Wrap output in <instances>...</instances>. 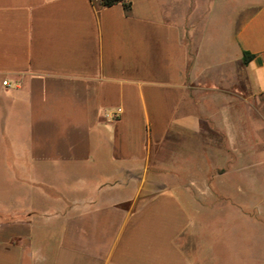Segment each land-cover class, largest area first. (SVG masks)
<instances>
[{
    "label": "crops",
    "instance_id": "1",
    "mask_svg": "<svg viewBox=\"0 0 264 264\" xmlns=\"http://www.w3.org/2000/svg\"><path fill=\"white\" fill-rule=\"evenodd\" d=\"M126 1L0 0V264H194L253 191L264 0Z\"/></svg>",
    "mask_w": 264,
    "mask_h": 264
},
{
    "label": "rangeland",
    "instance_id": "2",
    "mask_svg": "<svg viewBox=\"0 0 264 264\" xmlns=\"http://www.w3.org/2000/svg\"><path fill=\"white\" fill-rule=\"evenodd\" d=\"M179 5H183L177 12L179 20L200 26L208 7L217 8L219 3ZM241 20L238 17L236 23L239 24ZM246 172L252 179L253 191L243 192L242 212L206 210L199 216L200 225L195 226L194 233L185 237L184 249L192 255L194 264H264V163ZM249 179L244 178V183ZM1 186L6 187L7 184L0 177Z\"/></svg>",
    "mask_w": 264,
    "mask_h": 264
},
{
    "label": "trees",
    "instance_id": "3",
    "mask_svg": "<svg viewBox=\"0 0 264 264\" xmlns=\"http://www.w3.org/2000/svg\"><path fill=\"white\" fill-rule=\"evenodd\" d=\"M99 1H100V4L103 6H109V5H112L114 3H121L125 10L130 9V3L127 2L126 0H99ZM247 59H248V53L246 51H244L243 61L246 62Z\"/></svg>",
    "mask_w": 264,
    "mask_h": 264
},
{
    "label": "built area",
    "instance_id": "4",
    "mask_svg": "<svg viewBox=\"0 0 264 264\" xmlns=\"http://www.w3.org/2000/svg\"><path fill=\"white\" fill-rule=\"evenodd\" d=\"M2 83H3L4 85H7V81H6V80H3Z\"/></svg>",
    "mask_w": 264,
    "mask_h": 264
}]
</instances>
